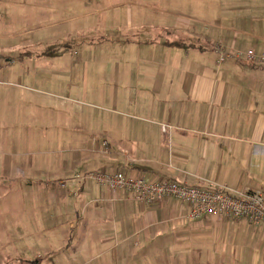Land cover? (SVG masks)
I'll return each instance as SVG.
<instances>
[{"label":"crops","instance_id":"0c3cea01","mask_svg":"<svg viewBox=\"0 0 264 264\" xmlns=\"http://www.w3.org/2000/svg\"><path fill=\"white\" fill-rule=\"evenodd\" d=\"M181 2L197 6L180 13L158 7L177 19L154 22L148 41L141 38L143 23L133 30L130 19L135 42L117 46L132 50L136 59L124 56L100 66L94 79L104 85L89 94L105 100L106 107L83 113L55 109L50 124L40 125L53 132L44 138L49 143L38 139L34 145L56 146L57 157L40 166L32 161L33 167L12 176L40 178L37 189L26 191L44 197H54L49 183L58 181L60 197L49 206L64 215L80 206L83 212L92 208L88 218L78 212L79 217L43 230L71 241L91 235L99 240L101 254L118 249L119 264H264V226L217 215L190 219L189 206L173 197L144 204L93 180H73L78 172L104 168L264 192V0ZM200 4L213 10L204 14ZM102 28L99 23L97 29ZM219 46L227 54L224 61H219ZM105 47L116 49L115 44ZM62 99L79 103L69 96ZM69 197H75L74 203ZM45 205H37L44 216ZM41 218L38 222L45 224ZM67 223L68 234L60 230ZM129 241L134 254L122 248ZM92 249L99 250L97 245ZM126 257L131 261L125 262Z\"/></svg>","mask_w":264,"mask_h":264},{"label":"rangeland","instance_id":"374dc122","mask_svg":"<svg viewBox=\"0 0 264 264\" xmlns=\"http://www.w3.org/2000/svg\"><path fill=\"white\" fill-rule=\"evenodd\" d=\"M181 1L0 0V264H119L118 249L101 254L98 239L91 235L85 238L80 234L82 240L71 241L65 240V234L60 238L57 233L43 230L44 225L63 224L79 217V213L88 218L92 208L83 212L80 206L79 213L75 210L64 215L49 206L54 197H60L58 181L49 183L54 197H44L26 191L37 189L40 178L12 173L22 172L32 161L33 166H40L57 157L56 146L34 145L38 139L49 143L44 138L53 132L42 131L40 125L50 124L55 109L83 113L91 109L100 112L106 107L105 100L89 94L104 85L101 79H94L100 66L107 61L118 62L124 56L136 59L132 50L123 51L117 46L135 42L128 29L130 19L133 30L143 23L146 31L141 38L148 41L154 22L166 17L174 23L177 19L158 7L180 13L197 6ZM200 9L204 14L213 10L208 4H200ZM99 23L102 29H97ZM106 44H115L116 49L108 50ZM248 44L243 42L246 49ZM64 96L77 98L79 103L64 101ZM75 200L69 197V201ZM37 205L48 206L46 216ZM41 216L45 224L38 222ZM60 230L68 234L69 223ZM93 245L99 250L93 251ZM122 248L128 254L136 252L132 241L123 243ZM130 261L125 258V262Z\"/></svg>","mask_w":264,"mask_h":264},{"label":"built area","instance_id":"2783aa9c","mask_svg":"<svg viewBox=\"0 0 264 264\" xmlns=\"http://www.w3.org/2000/svg\"><path fill=\"white\" fill-rule=\"evenodd\" d=\"M219 61L227 54L222 46L217 48ZM254 57V51H248ZM264 59V56L262 57ZM74 181L93 180L109 187L114 192H122L128 199L144 204H155L173 197L189 206L188 217L197 219L206 215L246 219L256 226H264V192L262 190L239 192L222 187L189 185L171 178L151 179L141 174L132 176L121 170L104 168L88 172H78ZM66 187V181L60 183Z\"/></svg>","mask_w":264,"mask_h":264}]
</instances>
